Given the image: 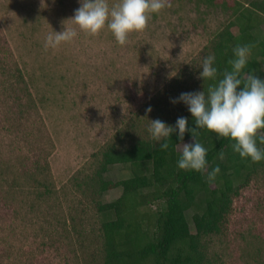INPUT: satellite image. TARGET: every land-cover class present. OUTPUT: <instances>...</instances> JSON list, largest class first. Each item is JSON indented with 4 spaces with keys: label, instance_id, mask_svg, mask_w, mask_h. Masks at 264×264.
<instances>
[{
    "label": "rangeland",
    "instance_id": "obj_1",
    "mask_svg": "<svg viewBox=\"0 0 264 264\" xmlns=\"http://www.w3.org/2000/svg\"><path fill=\"white\" fill-rule=\"evenodd\" d=\"M249 1L167 0L124 46L105 28L96 36L77 30L75 39L52 49L45 47L46 37L76 27L69 19L79 0H0V61L10 76L22 70L36 102L26 120L16 123L5 98L13 80L8 74L0 78V264H24L51 238L58 249L43 251L47 259L36 264H84L79 249L96 247L101 222L92 193L84 190L96 155L130 134L151 138L150 121L169 125L186 115L187 106L176 101L181 93L200 92L203 48L230 20L236 22L230 7ZM116 2L109 0L110 6ZM258 21L252 33L263 40L264 16ZM238 29L231 31L237 35ZM34 154L48 162L49 199L36 198L19 171ZM130 176L129 168L114 165L104 179ZM120 195L116 187L100 200ZM192 214L186 216L193 231ZM209 255L216 264H264V172L234 198L225 233L211 238Z\"/></svg>",
    "mask_w": 264,
    "mask_h": 264
},
{
    "label": "trees",
    "instance_id": "obj_2",
    "mask_svg": "<svg viewBox=\"0 0 264 264\" xmlns=\"http://www.w3.org/2000/svg\"><path fill=\"white\" fill-rule=\"evenodd\" d=\"M221 4L227 9L226 1ZM230 9L236 22L230 20L203 48L200 72L203 59L214 56L217 80L222 79L223 72L231 70L228 61L234 58L233 49L240 45H252L244 71L254 70L259 78L264 79V39L257 40L252 33L259 25V15L264 16V0L249 1L247 6L235 2ZM234 26L239 28L237 35L231 31ZM1 49L3 53L4 48ZM6 74L13 80V87L5 97L11 110L9 116L19 124L26 120L30 111L36 109V102L27 90L22 70L16 69L15 75L10 76L7 63L3 65L0 61V78ZM199 81L200 91L205 92L215 83L200 78ZM185 114L187 127L195 130L192 135L207 149V167L199 172L178 167L182 155L179 145L186 141L193 143L188 131L182 141L174 131L166 150L160 148V143L164 141L130 134L123 143L119 140L107 143L96 155L97 166L84 183V190L92 193L101 222L99 240L94 243L96 247L79 249L84 256V264H216L209 255L211 238L224 235L234 198L239 196L254 175L264 172V161L253 163L241 159L233 152L229 139H217L214 133L195 129L190 113ZM175 124L174 120L169 123L173 127ZM260 132L258 135L264 136V130ZM257 146L264 149V143L259 139ZM114 165L126 166L132 176L119 182L105 180L104 175ZM217 166L220 172L210 181L208 175ZM19 171L36 198H51L53 185L49 182L50 171L45 158L34 154ZM116 187L121 188V195L114 201L102 203V195ZM153 204L157 207L150 210ZM189 211L193 212V231L186 216ZM51 240L50 245L41 242L36 246L39 254L30 258L26 255L28 258L24 264L46 260L41 256L43 251L45 253L53 247L55 251L58 249L55 240Z\"/></svg>",
    "mask_w": 264,
    "mask_h": 264
},
{
    "label": "clouds",
    "instance_id": "obj_3",
    "mask_svg": "<svg viewBox=\"0 0 264 264\" xmlns=\"http://www.w3.org/2000/svg\"><path fill=\"white\" fill-rule=\"evenodd\" d=\"M80 7L71 19L75 28H64L61 32H51L46 37L45 47L56 49L63 43L77 37V30L90 36L98 35L107 28L115 41L126 45L129 34L142 32L147 27L151 14L158 13L167 5V0H118L110 6L109 0H79ZM252 45H240L233 49L234 58L229 60L231 70L223 72L217 80L218 70L214 66L215 57L207 56L202 62L199 78L215 81L207 92L181 93L176 102H183L195 123V129H205L214 133L217 139L226 138L232 142V150L241 159L253 163L264 161V149L257 146V140L264 143V79L254 70L245 72ZM151 112V108L147 109ZM185 117L177 119L175 126L166 125L157 119L150 121L149 133L153 140L160 142L161 150L169 147L168 140L175 131L183 140L186 131L193 137V143L182 145V155L178 167L182 170L201 171L207 167V149L198 142L187 127ZM220 172L215 167L208 175L214 180Z\"/></svg>",
    "mask_w": 264,
    "mask_h": 264
}]
</instances>
